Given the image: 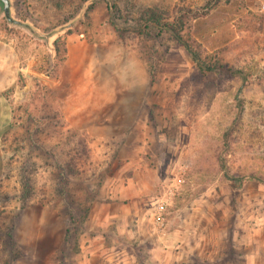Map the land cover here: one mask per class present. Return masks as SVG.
<instances>
[{
  "label": "rangeland",
  "instance_id": "1",
  "mask_svg": "<svg viewBox=\"0 0 264 264\" xmlns=\"http://www.w3.org/2000/svg\"><path fill=\"white\" fill-rule=\"evenodd\" d=\"M10 1L13 22L0 11V40L17 50L21 74L8 93L15 126L2 146L27 150L44 118L46 146L82 135L87 155L77 165L89 178L73 181L64 198L47 176L38 179L22 209L17 172L3 173L0 243L11 235L17 248L22 213L44 207L65 226L50 264H148L152 242L184 227L191 239L219 242L220 264H247L251 253L264 264V0ZM151 13L162 24L184 22L183 39L208 66L241 74L201 72L183 45L146 25ZM89 49L106 74L133 64L146 72L133 121L120 134L90 135L84 111L78 122L65 113L71 80L82 84L76 76L99 69L83 62Z\"/></svg>",
  "mask_w": 264,
  "mask_h": 264
},
{
  "label": "crops",
  "instance_id": "2",
  "mask_svg": "<svg viewBox=\"0 0 264 264\" xmlns=\"http://www.w3.org/2000/svg\"><path fill=\"white\" fill-rule=\"evenodd\" d=\"M96 54V50L89 49L83 62H89L91 68L98 67V71L93 68L92 71L83 72L80 78L76 76L82 84L71 80L65 113L69 120L78 122L77 114L84 111L81 119L86 121L84 128L90 135L113 136L127 130L133 121L129 113L135 112L141 93H144L146 72L133 64L126 70L110 72L114 79L110 83V75L105 73V68L102 70ZM20 74L17 50L11 44L0 40V181L4 168L2 140L5 129L12 121L11 104L4 94L18 89ZM142 79V83L138 81ZM109 108L119 114L120 119L112 112L105 119L106 124H101L99 121L104 118V111ZM192 232L184 227L183 230H174L170 234L172 240H154L148 264H220L218 261L222 251L219 242L191 239ZM64 240L65 226L59 214L44 207L26 209L15 228V242L24 255L11 264H50L51 258L63 247ZM93 259L95 258L91 256L85 258V261L90 262ZM255 262V254H249L247 264Z\"/></svg>",
  "mask_w": 264,
  "mask_h": 264
},
{
  "label": "trees",
  "instance_id": "3",
  "mask_svg": "<svg viewBox=\"0 0 264 264\" xmlns=\"http://www.w3.org/2000/svg\"><path fill=\"white\" fill-rule=\"evenodd\" d=\"M160 20V18L154 16L152 13L148 14L144 18L146 25L154 27V29L158 30L156 35L157 37L162 32H167L175 41L183 45L201 72H212L217 69L230 76L241 74L240 72H235L228 67L220 65L219 62H217V64L213 67L208 66L205 60H203L197 52L192 51L190 46L183 39L182 33L185 29L184 22L180 21L177 25H174L170 22L162 24ZM112 25L116 27V24L112 23ZM8 93L9 92L4 94L7 98H9ZM12 113V122L5 130L13 129L15 126L14 108H12ZM45 123L46 120L44 118H40L37 122V130L35 133L26 132L29 133L28 140L30 142L27 150H25L24 146H14L12 151H10L9 148L11 153L9 151H5L4 148L2 149L4 157V175H7V173L13 170L17 172V179L21 184L22 190V209L26 208V203H29L28 201L34 194L38 179L47 176L53 184L57 195L64 198V193L70 189L73 181L78 180L80 182H86L88 181L87 178H89L87 177V170L77 165V163H80L81 158L87 155L86 142L80 139L81 134L74 131L70 135L66 136L65 139H62L61 142L51 146H46L41 141V133L42 129L45 127ZM57 127H59V125ZM76 137L80 139L79 142L72 143L71 141ZM80 147L81 149H78ZM19 153L21 156L18 157ZM40 160L43 161L42 164L39 163ZM71 202L73 203V200H71ZM67 232L68 231H66V235ZM1 238L2 237H0V239ZM10 241L12 242V236L8 235L7 242L0 243V264H11L21 257V253L18 252V247L16 248Z\"/></svg>",
  "mask_w": 264,
  "mask_h": 264
},
{
  "label": "water",
  "instance_id": "4",
  "mask_svg": "<svg viewBox=\"0 0 264 264\" xmlns=\"http://www.w3.org/2000/svg\"><path fill=\"white\" fill-rule=\"evenodd\" d=\"M0 11L5 15L8 21L13 22L11 18V1L10 0H0ZM31 34L38 38H44V36L38 34L35 30L27 27ZM46 38V37H45Z\"/></svg>",
  "mask_w": 264,
  "mask_h": 264
},
{
  "label": "built area",
  "instance_id": "5",
  "mask_svg": "<svg viewBox=\"0 0 264 264\" xmlns=\"http://www.w3.org/2000/svg\"><path fill=\"white\" fill-rule=\"evenodd\" d=\"M163 218H162V208L160 210V213H159V216L157 218V224L160 226V225H163Z\"/></svg>",
  "mask_w": 264,
  "mask_h": 264
}]
</instances>
